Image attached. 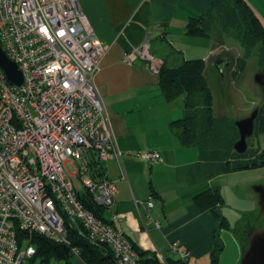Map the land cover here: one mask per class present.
<instances>
[{"label": "built area", "instance_id": "1", "mask_svg": "<svg viewBox=\"0 0 264 264\" xmlns=\"http://www.w3.org/2000/svg\"><path fill=\"white\" fill-rule=\"evenodd\" d=\"M0 44L22 73L16 85L0 67V264H44L32 261L31 237L69 244L66 222L90 243L110 248L113 259L107 264H142L125 230L114 224L118 216L112 213L106 222L86 209L73 184L78 178L95 204L110 208L117 186L99 174L98 163L113 159L126 176L123 152L93 80L107 49L77 0H0ZM137 59L154 73L163 64L148 39L122 57L127 64ZM134 155L147 164L161 160L156 150ZM141 204L135 200L137 209ZM145 205L153 206L151 196ZM171 251L188 258L177 241ZM71 252L80 258L79 248ZM156 255L168 264L166 256Z\"/></svg>", "mask_w": 264, "mask_h": 264}, {"label": "crops", "instance_id": "2", "mask_svg": "<svg viewBox=\"0 0 264 264\" xmlns=\"http://www.w3.org/2000/svg\"><path fill=\"white\" fill-rule=\"evenodd\" d=\"M217 1L220 0H77L107 49L93 80L123 152L126 172L121 177L113 159L102 163L104 175L117 186L115 203L102 215L111 219L115 213L118 217L114 224L122 227L143 251L178 259V254L171 251L172 242L177 241L193 264H209L217 238L222 243L217 264L239 261L241 241L232 238L229 228L218 229L212 211L199 209L193 196L207 187H217V178L240 170L211 178L202 176L198 170L199 149L181 144L170 125L184 114V96L166 100L158 74L151 72L145 61L137 59L127 64L122 57L129 48L148 39L151 52L169 67L191 58L204 59L207 78L210 64L216 66L218 57L225 58L218 52L224 51L226 44L213 45L208 42L210 38L188 35L185 26L189 16L206 12ZM244 1L264 23V0ZM137 150H156L161 160L144 163L134 155ZM149 196L153 206L148 209L145 202ZM135 200L142 202L138 209ZM223 204V209L230 206L225 199ZM253 207L243 210V214H251L246 215L248 225L259 205ZM240 229L242 236L243 227ZM230 242L232 247L227 252ZM71 262L87 264L74 255Z\"/></svg>", "mask_w": 264, "mask_h": 264}, {"label": "trees", "instance_id": "3", "mask_svg": "<svg viewBox=\"0 0 264 264\" xmlns=\"http://www.w3.org/2000/svg\"><path fill=\"white\" fill-rule=\"evenodd\" d=\"M214 12L219 14L221 24L226 27L235 20L240 22L239 30L243 31L247 42L246 47L260 43V62L264 65V23L255 14L250 5L244 0H220L214 2L206 12L189 16L185 31L195 37H210L212 29L211 21L206 23V16ZM242 29V30H241ZM237 67L242 69L244 63L237 62ZM205 62L202 58L184 60L174 67L167 66L164 62L157 73L159 87L166 100H173L184 96V114L181 118L170 123L179 141L183 145L195 146L199 149L200 162L198 170L205 178H211L219 174L231 173L243 169L255 168L264 165V147L255 148L249 146L244 154H237L233 149V142L237 139V130L232 123H228L225 117L214 114L213 93L204 74ZM255 131H264V93ZM235 131V132H234ZM236 135V136H235ZM99 174H103L102 164L98 163ZM77 198L83 206L92 211L96 216L106 222L110 219L104 217L102 212L107 207L95 204L91 193L81 188L77 190ZM193 200L199 209H210L217 219V228L229 227L226 217L222 214L220 206L224 200L218 187H207L193 196ZM66 236L69 244L59 243L35 234L31 242L35 246L36 254L32 261L51 264L53 261H64V264H72V247L80 250L81 259L87 264H105L113 259L111 250L106 245H95L87 241L78 233V227L65 223ZM218 233H215L217 236ZM128 236V235H127ZM129 237V236H128ZM142 264H165L156 253L143 251L135 245ZM245 240L244 243L245 244ZM222 250V243L217 238V243L210 253L209 264H217V253ZM168 264H193L186 260L167 258Z\"/></svg>", "mask_w": 264, "mask_h": 264}, {"label": "rangeland", "instance_id": "4", "mask_svg": "<svg viewBox=\"0 0 264 264\" xmlns=\"http://www.w3.org/2000/svg\"><path fill=\"white\" fill-rule=\"evenodd\" d=\"M205 20L206 23L212 20L210 22L212 29L209 31L211 36L201 38H210L211 41L208 42L213 45L225 43L227 48L221 54L229 57L231 61L225 70L224 77H221L216 66L212 64L207 71V79L213 93L214 114L218 117H225L228 123L233 124L236 118L248 115L254 107L261 105L262 91L253 80L256 71L262 67L261 45L256 43L250 47L245 46L246 36L238 29L240 22L232 20V23H228L229 26L224 27L217 12L206 16ZM238 61L244 63L242 69L237 67ZM248 143L251 147L263 148L264 131H255L254 136L248 138ZM68 166L71 168L70 165ZM215 182L214 185H217L222 192L223 200L225 199L230 205L228 209H223L224 204L219 207L228 221L229 234L236 241L240 240L243 245L242 236L246 235L245 230L250 225H248L246 215H251L243 214V210L255 209L256 206H253L258 205L259 195L253 186L262 185L264 187V165L221 176ZM73 184L77 190L81 189V182L78 178H73ZM250 218L251 225L264 226V214H259L258 208ZM240 227L244 230L242 236ZM231 243L228 245L227 252L232 247ZM51 264H64V261H53Z\"/></svg>", "mask_w": 264, "mask_h": 264}, {"label": "water", "instance_id": "5", "mask_svg": "<svg viewBox=\"0 0 264 264\" xmlns=\"http://www.w3.org/2000/svg\"><path fill=\"white\" fill-rule=\"evenodd\" d=\"M229 58H217L215 65L221 74L225 76V68L228 66ZM0 67L4 71L6 78L13 84L20 85L22 73L17 64L10 60L0 44ZM254 82L264 93V65L256 71L253 77ZM259 114V106L246 116L236 118L233 126L237 130V139L233 142V149L237 154H244L249 148L248 138L254 136L256 121ZM253 189L258 193L259 213L264 214V187L254 185ZM245 244L242 246L241 257L238 264H264V226L249 225L245 230Z\"/></svg>", "mask_w": 264, "mask_h": 264}, {"label": "flooded vegetation", "instance_id": "6", "mask_svg": "<svg viewBox=\"0 0 264 264\" xmlns=\"http://www.w3.org/2000/svg\"><path fill=\"white\" fill-rule=\"evenodd\" d=\"M221 52H223V51H219L218 54H219V55H222ZM224 56H225V55H224ZM225 57H226V58H229V57H227V56H225ZM229 60H230V58H229ZM230 62H231V61H230ZM258 209H259V208H258ZM259 214H260V213H259ZM243 237H244V236H242V238H243Z\"/></svg>", "mask_w": 264, "mask_h": 264}]
</instances>
